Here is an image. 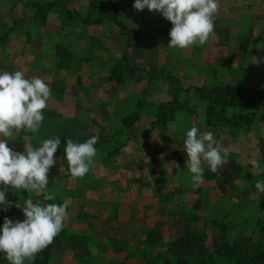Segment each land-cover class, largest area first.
Listing matches in <instances>:
<instances>
[{"label":"rangeland","instance_id":"374dc122","mask_svg":"<svg viewBox=\"0 0 264 264\" xmlns=\"http://www.w3.org/2000/svg\"><path fill=\"white\" fill-rule=\"evenodd\" d=\"M263 91L264 0H0V264H264Z\"/></svg>","mask_w":264,"mask_h":264},{"label":"trees","instance_id":"16d2710c","mask_svg":"<svg viewBox=\"0 0 264 264\" xmlns=\"http://www.w3.org/2000/svg\"><path fill=\"white\" fill-rule=\"evenodd\" d=\"M115 24L121 29H126V26L123 24H119L116 21H115ZM257 95H264V91L261 93H258ZM245 96H246L245 94H240L239 96H237V98L220 99L218 101L225 104V105H233L236 100L241 99ZM189 242H191V236L182 235V236H180V237H178V238H176V239H174L168 243V251L171 253L182 252L183 250H185V247L188 245Z\"/></svg>","mask_w":264,"mask_h":264}]
</instances>
